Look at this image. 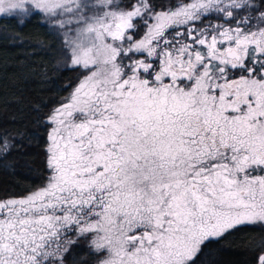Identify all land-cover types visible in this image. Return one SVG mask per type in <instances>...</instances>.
I'll use <instances>...</instances> for the list:
<instances>
[{"label": "snow or ice", "instance_id": "snow-or-ice-1", "mask_svg": "<svg viewBox=\"0 0 264 264\" xmlns=\"http://www.w3.org/2000/svg\"><path fill=\"white\" fill-rule=\"evenodd\" d=\"M33 21L77 75L33 65L57 94L14 132L0 62V176L44 155L37 186L0 188V264H233L249 232L240 264H264V0H0Z\"/></svg>", "mask_w": 264, "mask_h": 264}, {"label": "trees", "instance_id": "trees-1", "mask_svg": "<svg viewBox=\"0 0 264 264\" xmlns=\"http://www.w3.org/2000/svg\"><path fill=\"white\" fill-rule=\"evenodd\" d=\"M4 34L13 37L18 35L20 37L18 42L9 43H20L23 46H4L5 40L2 38ZM53 44V38L49 37L38 21H33L23 31L15 24L7 22L0 24V62L10 69L2 81L3 90L8 99L14 100L16 97L20 99L19 104L14 102L2 112L3 123L11 131L26 133L33 129L35 127L33 121L38 119V115L32 110L33 106L48 103L57 94L53 84L41 83L40 69L33 65L42 64L43 71L47 73L44 78L57 81L60 87L69 86L76 79L75 72L69 71L65 74L59 45L52 47ZM24 151L26 155H18L14 161L9 162L16 165L14 171L18 175L0 176V188L18 193L22 189L33 188L37 186L36 182L42 181L44 175L42 145L33 143L30 149ZM260 240L259 232L237 233L232 237L225 247L231 250L229 258L233 264H240L246 258L243 255L246 249Z\"/></svg>", "mask_w": 264, "mask_h": 264}]
</instances>
